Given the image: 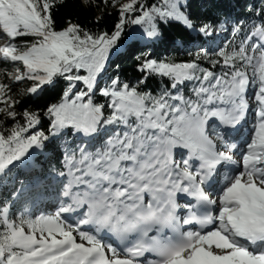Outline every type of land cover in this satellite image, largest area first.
Returning <instances> with one entry per match:
<instances>
[{
  "label": "snow or ice",
  "instance_id": "1",
  "mask_svg": "<svg viewBox=\"0 0 264 264\" xmlns=\"http://www.w3.org/2000/svg\"><path fill=\"white\" fill-rule=\"evenodd\" d=\"M68 2L0 0V264H264V0Z\"/></svg>",
  "mask_w": 264,
  "mask_h": 264
},
{
  "label": "trees",
  "instance_id": "2",
  "mask_svg": "<svg viewBox=\"0 0 264 264\" xmlns=\"http://www.w3.org/2000/svg\"><path fill=\"white\" fill-rule=\"evenodd\" d=\"M205 2V1H204ZM203 0H194L195 7L193 9L194 12L200 13L202 11L201 9V3H204ZM230 3V0H222L221 7L224 11L228 10V5ZM214 11H216L215 8L209 7L207 9L203 10L204 15H211ZM94 13L91 10L82 9L79 7L78 0H69V2L62 7L59 12L57 13V17H64V16H71L73 19H79V22L82 25L88 26V27H94L92 24V17ZM114 21V17L108 16L106 17L99 25L101 28H108L110 29L112 27ZM166 34L170 38H174L175 36L181 35V31L176 26H172L171 28L166 29ZM124 37H122V40ZM157 51L161 55H174L178 59H184L187 58L186 55L183 52H180L173 48L170 43H166L165 45L160 46ZM116 61L121 65V71L127 78H132L139 73L134 71V60L131 55H120L117 56ZM154 83V82H151Z\"/></svg>",
  "mask_w": 264,
  "mask_h": 264
},
{
  "label": "rangeland",
  "instance_id": "3",
  "mask_svg": "<svg viewBox=\"0 0 264 264\" xmlns=\"http://www.w3.org/2000/svg\"><path fill=\"white\" fill-rule=\"evenodd\" d=\"M205 0H203V2H204Z\"/></svg>",
  "mask_w": 264,
  "mask_h": 264
}]
</instances>
